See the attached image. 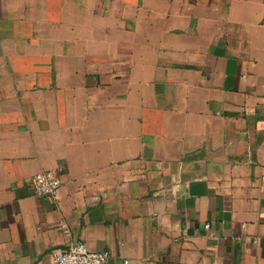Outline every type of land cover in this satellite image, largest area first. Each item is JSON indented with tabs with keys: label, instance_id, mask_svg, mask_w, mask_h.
Segmentation results:
<instances>
[{
	"label": "crops",
	"instance_id": "obj_1",
	"mask_svg": "<svg viewBox=\"0 0 264 264\" xmlns=\"http://www.w3.org/2000/svg\"><path fill=\"white\" fill-rule=\"evenodd\" d=\"M75 242L264 264V0H0V264Z\"/></svg>",
	"mask_w": 264,
	"mask_h": 264
},
{
	"label": "built area",
	"instance_id": "obj_2",
	"mask_svg": "<svg viewBox=\"0 0 264 264\" xmlns=\"http://www.w3.org/2000/svg\"><path fill=\"white\" fill-rule=\"evenodd\" d=\"M60 185L59 176L53 172L36 174L27 181L31 194L38 198L53 197ZM208 227L205 225L206 229ZM108 259L107 252H92L85 243L75 242L67 249L57 251L50 264H106Z\"/></svg>",
	"mask_w": 264,
	"mask_h": 264
}]
</instances>
